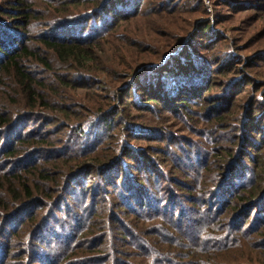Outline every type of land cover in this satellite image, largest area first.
<instances>
[{"label":"trees","instance_id":"1","mask_svg":"<svg viewBox=\"0 0 264 264\" xmlns=\"http://www.w3.org/2000/svg\"><path fill=\"white\" fill-rule=\"evenodd\" d=\"M15 1L0 264H264V0Z\"/></svg>","mask_w":264,"mask_h":264},{"label":"rangeland","instance_id":"2","mask_svg":"<svg viewBox=\"0 0 264 264\" xmlns=\"http://www.w3.org/2000/svg\"><path fill=\"white\" fill-rule=\"evenodd\" d=\"M1 1L2 2H0V6H2L3 8H5V9H8V8L14 9L15 8V5H14L15 2H16L15 0H8V1L1 0ZM40 1H43V0H40ZM202 1L204 2V6L206 8V12L208 13V16L206 18H204V19L203 18H199V21H202V20H204V21H211V23L213 25H215L216 18L219 17V19L226 21L228 24H231L229 17H231V15H233V17H234L236 13H232L231 10H228L226 8H225V10H220V11L216 10V8H220L219 4H221V3L231 2L233 0H202ZM189 17H190L189 14H184L181 18L183 20H185V21H188L189 20ZM244 17L246 18V20H247V17H248V20L250 21V23H254V22L256 23V26L254 28H252V29H256V27H257V32L252 35L255 38L250 43L249 42L248 43L245 42L244 45L241 46V47H239V48L240 49H245L247 47H250L247 51H243L244 52V55H251V58H254V56L257 54L256 53L257 52L256 51L257 49H258V51H264V17H262V16L259 17L258 15H254L253 16L252 14H249V15L245 14V15L239 16V19H243ZM20 18H21V16H18V20ZM40 18H43V17H40ZM147 19H148V16L145 17L143 21L146 22ZM40 21H44V19H40ZM124 25L125 26H128L130 24L126 23ZM147 25L148 24H145V23L142 22L140 26H147ZM229 27L230 26H228V29H230ZM36 31L39 32L40 30L38 29ZM230 35L231 36H234L231 33H230ZM250 36H248V37H250ZM246 40H247V38L245 39V41ZM147 44H149V41H147ZM83 93H85V92H83ZM9 101H8V103L10 105H12V102H9ZM29 128H32V126H30ZM64 160H66V158H63L61 161L55 162L54 165L56 166L57 163L63 162ZM105 252H108V250L106 249ZM229 259L230 260L231 259H234V257L232 256ZM75 260H77V259H75ZM138 261L139 260H136L133 263L137 264ZM226 263L227 264H231V261L228 260V262H226Z\"/></svg>","mask_w":264,"mask_h":264}]
</instances>
